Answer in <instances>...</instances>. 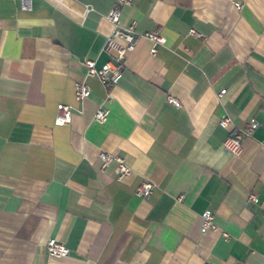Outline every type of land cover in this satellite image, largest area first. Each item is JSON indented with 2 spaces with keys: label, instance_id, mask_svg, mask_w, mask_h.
<instances>
[{
  "label": "crops",
  "instance_id": "1",
  "mask_svg": "<svg viewBox=\"0 0 264 264\" xmlns=\"http://www.w3.org/2000/svg\"><path fill=\"white\" fill-rule=\"evenodd\" d=\"M114 2L0 0V264H264V0H134L122 25L166 42L153 53L141 37L107 89L84 61L111 60ZM60 103L70 124L56 123ZM101 152L131 175L118 180ZM206 211L218 231L203 228ZM51 238L70 254L50 257Z\"/></svg>",
  "mask_w": 264,
  "mask_h": 264
},
{
  "label": "built area",
  "instance_id": "2",
  "mask_svg": "<svg viewBox=\"0 0 264 264\" xmlns=\"http://www.w3.org/2000/svg\"><path fill=\"white\" fill-rule=\"evenodd\" d=\"M17 5L21 8H29L32 0H15ZM134 0H115L111 10L107 14L108 20L113 25V30L106 38L103 46V51L111 56V60L102 66L97 68L94 60H85L84 64L87 67L88 75L97 77L107 89L113 88L122 78L124 63L128 52L133 51L141 37H146L153 42L152 52H156V46L165 44L166 38L159 33V31L153 30L141 34L136 29V23H132L128 26H124L121 23L122 9L125 6L132 5ZM236 8L241 9L242 4L237 2ZM195 35L197 32L192 30ZM91 93V89L85 82H78L76 84V98L80 102H85ZM224 91L221 92L223 94ZM109 97V96H108ZM168 102L180 106V101L173 97H168ZM110 110L107 107H99L94 115L95 121L104 123L108 120ZM72 108L68 104L60 103L57 108L56 123L59 125H67L72 121ZM231 118L227 115H223L220 120V125L227 127L231 123ZM258 122L252 121L246 124L244 128H236L231 136L227 138L224 145L233 154H238L242 150V140L245 136H250L257 128ZM100 159L102 161L103 168L115 163L118 169V180H124L132 173L131 166H129L123 156L113 155L106 152L100 153ZM154 184L151 181H144L137 189V195L147 198L153 193ZM251 199H255V196H251ZM214 214L210 211H206L203 214V228L218 231L219 227L215 223ZM223 235L228 237L226 232H222ZM47 253L50 257L61 258L68 256L70 250L63 243L59 242L55 238H51L47 243Z\"/></svg>",
  "mask_w": 264,
  "mask_h": 264
}]
</instances>
